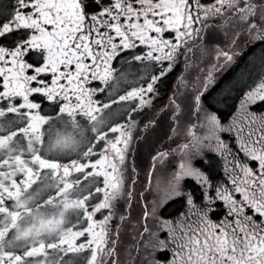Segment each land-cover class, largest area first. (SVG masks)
I'll return each mask as SVG.
<instances>
[{"label":"snow or ice","instance_id":"snow-or-ice-1","mask_svg":"<svg viewBox=\"0 0 264 264\" xmlns=\"http://www.w3.org/2000/svg\"><path fill=\"white\" fill-rule=\"evenodd\" d=\"M257 41L205 98L217 64ZM194 50L214 63L201 87L177 78L182 100L164 106L176 147L151 156L122 259L127 153L157 125L133 114ZM0 264H264V0H0Z\"/></svg>","mask_w":264,"mask_h":264},{"label":"flooded vegetation","instance_id":"flooded-vegetation-1","mask_svg":"<svg viewBox=\"0 0 264 264\" xmlns=\"http://www.w3.org/2000/svg\"><path fill=\"white\" fill-rule=\"evenodd\" d=\"M211 42V38L209 43ZM217 42L224 46L226 41L224 40L222 35L217 37ZM261 44L259 41L249 44L247 48L240 51L238 56L234 57V62L224 63L223 66L217 64L216 70L213 72L214 82L209 84L208 93L205 94V98L208 97L209 94H214L217 90L221 88L222 85L225 84L226 81L233 78L236 72H238L242 65H244L248 56H250L253 51L259 49ZM233 51H237V49H233ZM188 60L191 62L192 67H185V56L180 55L175 62L173 70L166 74L165 77H162L160 81L155 85L156 93L150 94L152 96V100L154 103V107L149 109L145 106L144 109L139 110L140 115L133 114V118L136 120L140 127H143V124L149 118H155L157 120V125L154 127L152 125L149 126V131L146 133V138L143 140H135L133 139L130 150L127 153V175L129 177V183H131L132 177V167H136V182H135V190L133 194V199L131 202L130 209L127 213H124L129 217V219L125 220L122 225V230L120 234V238L123 241V244L118 246V252L123 259V248L127 244L133 243L132 236L136 235L134 231V225L138 216L140 215V211L143 207V204L140 202V192L143 190L141 185H146L148 182L147 172L152 167L151 156L155 155L156 151H164L169 147H176V144L173 143L169 145V142L166 139L167 134H171V110L164 109V106L169 103V97L176 92L178 102L182 100L180 96V92L184 91L183 87L179 85L178 77L183 73V78L188 82V90L190 91L193 87V82L195 81L196 87H201L203 85L202 77L207 74V70L209 64L214 63V60L210 56L201 57L199 50H194L191 53H188ZM167 63V62H165ZM200 68L204 69V72H200ZM158 75V73H157ZM200 76L201 79L196 81V77ZM137 86H140L137 84ZM176 86V87H174ZM226 103L219 108V115L221 117L227 118L231 115V112L234 111V105L237 102V97L234 94H230L225 98ZM127 105V111H131L132 105L131 101L125 102ZM160 109H164V111H159ZM121 111H124V108H120ZM253 111H260L262 109L253 106ZM113 111H116V106L113 107ZM129 117L125 114L123 117V122H127ZM118 122H120L118 120ZM154 127V130H153ZM184 127V117H181V126H180V134L183 135L184 132L182 128ZM134 132L136 130L134 129ZM138 134V133H137ZM162 142V143H161ZM180 140L177 139V143ZM172 156L165 157L163 160L158 159L155 162V168L153 169V182L156 179V176L163 172L169 164L173 161ZM172 161V162H171ZM222 174V173H221ZM148 199H151L149 196ZM124 204L121 203L118 205L117 216L114 218L112 223L113 231H115V224L119 223L118 216L121 212H123ZM168 211V209H165ZM138 239V237H137ZM134 251V250H133Z\"/></svg>","mask_w":264,"mask_h":264},{"label":"rangeland","instance_id":"rangeland-1","mask_svg":"<svg viewBox=\"0 0 264 264\" xmlns=\"http://www.w3.org/2000/svg\"><path fill=\"white\" fill-rule=\"evenodd\" d=\"M234 110H235V108H234ZM184 119H185V117H184ZM182 131L184 132V127L182 128ZM181 135V134H180ZM181 136H183V135H181ZM223 137L227 140V138H228V134L227 133H225V134H223ZM173 161V160H172ZM171 161V162H172Z\"/></svg>","mask_w":264,"mask_h":264}]
</instances>
